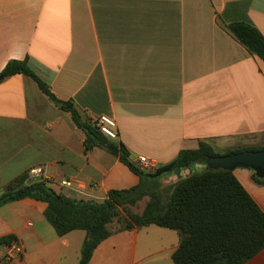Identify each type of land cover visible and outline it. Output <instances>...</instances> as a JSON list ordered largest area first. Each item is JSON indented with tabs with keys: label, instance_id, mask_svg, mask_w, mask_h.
I'll return each mask as SVG.
<instances>
[{
	"label": "crops",
	"instance_id": "obj_1",
	"mask_svg": "<svg viewBox=\"0 0 264 264\" xmlns=\"http://www.w3.org/2000/svg\"><path fill=\"white\" fill-rule=\"evenodd\" d=\"M237 22L264 36V0H0V73L27 60L86 119L114 118L118 138L109 140L137 164L147 157L167 165L201 142L217 154L264 147V62L227 31ZM85 140L31 78L0 82V196L34 167L78 200L102 202L140 184L119 153L86 149ZM233 174L264 212V186L253 171ZM64 180L72 188L61 187ZM46 208L29 198L2 206L0 239L19 241L22 264H79L86 232L58 236ZM111 231L89 264H115L116 255L119 264H175L179 232ZM9 253L10 243H0V261ZM246 264H264V250Z\"/></svg>",
	"mask_w": 264,
	"mask_h": 264
},
{
	"label": "trees",
	"instance_id": "obj_2",
	"mask_svg": "<svg viewBox=\"0 0 264 264\" xmlns=\"http://www.w3.org/2000/svg\"><path fill=\"white\" fill-rule=\"evenodd\" d=\"M226 29L264 62V36L256 27L237 22L227 25ZM16 75L31 78L61 111L71 115L74 125L86 136V149L100 147L117 151L120 161L140 177L138 186L112 190L102 202L68 197L55 191L45 180L26 185L30 180L28 174L0 196V208L27 198L46 203L45 217L60 237L76 230L85 231L79 264L90 263L95 250L112 235L111 225L119 216H123L121 221L124 222L119 231L157 225L179 232L181 241L173 255L175 264H246L264 250V212L232 171H214L206 166L207 160L213 157L263 151L264 147L238 148L217 154L212 146L201 142L197 149L183 150L171 163L146 172L132 160L123 145L118 146L104 136L72 101L58 100L27 60L10 61L0 73L3 77L0 82ZM198 165H204V171H196ZM177 170L189 173L179 176L170 186V194L165 195L161 179L176 175ZM253 178L264 186V178L254 172ZM145 198L148 201L141 214L129 210ZM13 239L4 237L0 243L9 244Z\"/></svg>",
	"mask_w": 264,
	"mask_h": 264
},
{
	"label": "built area",
	"instance_id": "obj_3",
	"mask_svg": "<svg viewBox=\"0 0 264 264\" xmlns=\"http://www.w3.org/2000/svg\"><path fill=\"white\" fill-rule=\"evenodd\" d=\"M99 131L110 140H116L118 138L117 134V123L114 118L103 115L100 116L96 121L92 122ZM139 166L142 170L146 172H153L157 169V164L155 161L150 160L147 157L139 158ZM44 169L42 167H34L28 171V176L30 179L36 177L44 176ZM61 187L70 189L73 184L70 180H64L61 182ZM27 224L31 226V222L28 221ZM24 255V248L21 246L19 241L13 240L10 243V253L5 257L0 264H22V256Z\"/></svg>",
	"mask_w": 264,
	"mask_h": 264
},
{
	"label": "water",
	"instance_id": "obj_4",
	"mask_svg": "<svg viewBox=\"0 0 264 264\" xmlns=\"http://www.w3.org/2000/svg\"><path fill=\"white\" fill-rule=\"evenodd\" d=\"M3 77H0L2 80ZM115 156L118 155L117 151H112ZM206 166L214 171L226 170L234 171L236 169L252 170L259 178H264V150L263 151H244L231 155L213 157L207 160ZM192 167H189L191 170ZM181 171H176V176H181ZM43 177H36L30 179L27 185H32L37 182H42Z\"/></svg>",
	"mask_w": 264,
	"mask_h": 264
},
{
	"label": "rangeland",
	"instance_id": "obj_5",
	"mask_svg": "<svg viewBox=\"0 0 264 264\" xmlns=\"http://www.w3.org/2000/svg\"><path fill=\"white\" fill-rule=\"evenodd\" d=\"M204 169H205L204 165H198L197 168H196V171L202 172V171H204ZM169 177H170V175L161 179V183L163 184V189L166 190V194L165 195L170 194V191H171L170 186L173 185V183H174V182L173 183L170 182ZM147 201H148V198H145L144 200L139 202L137 206L130 207L129 210L132 213L141 214L143 212V210L145 209ZM122 217L123 216H119L118 218H116L114 220V222L112 223L111 228H113L115 230L122 229L124 227V222L121 221ZM120 257H121V255H116V259L117 260H115V262H114L115 264H119V262H122V260H120ZM109 264H110V262H109Z\"/></svg>",
	"mask_w": 264,
	"mask_h": 264
}]
</instances>
